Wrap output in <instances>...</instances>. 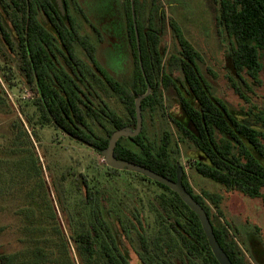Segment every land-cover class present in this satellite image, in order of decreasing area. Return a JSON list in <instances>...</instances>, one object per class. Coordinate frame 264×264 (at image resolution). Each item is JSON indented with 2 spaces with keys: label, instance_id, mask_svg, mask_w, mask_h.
Returning <instances> with one entry per match:
<instances>
[{
  "label": "trees",
  "instance_id": "1",
  "mask_svg": "<svg viewBox=\"0 0 264 264\" xmlns=\"http://www.w3.org/2000/svg\"><path fill=\"white\" fill-rule=\"evenodd\" d=\"M125 2L128 42L136 63L134 80L132 83H120L106 74H103V79L125 106L126 116L117 114L99 96H95L92 85L88 84V69L75 47L82 45L100 71L96 62L97 52L95 46L82 36L70 14L69 0H65V16L61 15L52 0H0L2 11L11 24V28L6 26L5 17L0 13V60L9 71L6 81L11 80V69H14V74L36 96L33 105L40 116L39 124L42 127L52 125L70 140L98 154L109 146L116 131L136 128V102L140 97H145L141 103L145 120L144 114L148 111H166L164 94L172 90L177 96L179 111L177 114L167 113L166 118L179 133V141L190 144L196 150L198 157L192 167L227 192H238L245 197L261 200L264 206V107L247 101L250 106L242 112L240 119L214 96L211 85L199 67L198 51L182 35L176 23L166 21L160 0L151 1L146 20L143 17L144 6H141L140 0H134L141 66L132 0ZM213 3L218 8L217 34L220 38L231 40L226 57L227 71L239 81H244L246 77L260 84V77L264 73V0H213ZM39 15L44 17L43 23L39 21ZM168 26L179 43V50L171 56L170 65L176 66L183 80L175 78L173 72L166 71L167 51L161 47V43ZM92 28L95 33L99 32L96 27ZM53 41L63 49L62 62L44 47L53 46ZM148 88L151 91L146 96ZM0 106L3 107L2 102ZM15 116L17 119L11 123L12 138L7 143L9 151L21 143L24 149L31 145H28L30 139L23 124L17 114ZM190 123L198 135L188 130ZM97 124L104 130L103 134L95 132L94 126ZM124 140L117 143V159L150 169L171 181L177 180L180 164L175 158L178 154L175 149L179 141H174L171 132L165 131L156 142L147 138L143 126L138 137L127 139L131 146L124 145ZM105 167L110 182L124 172L139 184L149 183L162 190L155 203L150 205V213L155 216L153 224H146L143 210L137 208V201L133 197H129L132 207L123 205L125 209L122 210L117 203L113 206L124 214L123 218H117L122 233L127 238L136 234L142 264H219L198 217L178 194L141 174ZM182 168L185 188L205 209L215 236L231 262L264 264V248L261 241L256 240L259 230L251 234L252 255L247 257L236 240L238 237L227 229V225L214 220L207 200L222 217L220 197L206 191L202 195L197 194ZM73 183L79 190L83 186L87 205H92L100 192L110 195L98 183L90 184L87 175H81V181L74 179ZM92 216L90 230L70 237L86 264H96L100 256L104 264H132L129 255L119 246V233L114 232L98 214L93 213ZM236 234L238 236V231ZM38 254V257H42L41 252ZM12 261V256L0 254V264H12Z\"/></svg>",
  "mask_w": 264,
  "mask_h": 264
},
{
  "label": "rangeland",
  "instance_id": "2",
  "mask_svg": "<svg viewBox=\"0 0 264 264\" xmlns=\"http://www.w3.org/2000/svg\"><path fill=\"white\" fill-rule=\"evenodd\" d=\"M151 1L140 0L141 6H144L145 20ZM160 1L166 21L176 23L182 35L198 51L199 67L211 85L214 96L240 119L242 112L250 106L248 102L264 107V73L259 84L246 77L243 82L239 81L226 69L231 40L220 38L217 34L218 8L213 0ZM69 3L70 14L82 36L96 47L97 65L120 83H132L136 63L128 42L125 0H69ZM0 13L5 17L6 26L11 28L1 4ZM91 24L101 32L103 42L99 41ZM161 47L167 51L166 71L173 72L175 78L183 80L176 66L170 65L171 56L179 50V43L169 26ZM75 50L87 69L96 74V79L102 78L80 44ZM0 68V102L3 103V107L0 106V254L12 256V264H86L70 237L90 230L95 213L114 232L119 233V246L129 255L131 263L141 264L138 260V252H141L138 238L136 234L127 238L122 233L117 218H123L124 214L113 206L117 203L122 210L125 209L123 205L132 207L129 197H133L137 201V208L143 210L146 224H153L155 216L150 213L149 207L162 194V190L149 183L139 184L124 172L110 182L105 174L104 157L70 140L52 125L42 127L39 113L33 105L35 94L14 74V69H11V80L6 81L9 71L1 60ZM88 79L92 90L101 100L117 114L127 115L125 106L104 81L93 80L90 76ZM164 105L165 112L157 110L144 114L145 135L157 142L168 131L178 142L179 133L166 118L167 113L177 114L179 111L174 91L165 92ZM13 111L29 135V148L24 149L22 143L10 151L7 147L8 139L12 138L11 123L17 119ZM105 125L108 126L106 122ZM94 130L97 134L104 133L98 124ZM122 143L131 146L127 139ZM178 145L175 158L184 167L194 191L199 195L206 191L220 197L222 217L207 200L214 220L227 225V229L238 237L236 240L247 257L252 255L251 234L256 229L259 230L256 240L261 241L264 248V206L261 200L245 197L238 192H227L221 185L204 178L192 167L198 157L196 150L180 141ZM81 175H87L90 184L98 183L110 195L100 192L92 205H87L83 186L79 190L73 183L74 179L81 181ZM40 252L42 257L37 256ZM99 260L96 264H104L101 256Z\"/></svg>",
  "mask_w": 264,
  "mask_h": 264
},
{
  "label": "water",
  "instance_id": "3",
  "mask_svg": "<svg viewBox=\"0 0 264 264\" xmlns=\"http://www.w3.org/2000/svg\"><path fill=\"white\" fill-rule=\"evenodd\" d=\"M55 4V6L58 8L59 12L62 16L66 15V3L65 0H52ZM132 12H133V19H134V25H135V32H136V38H137V44H138V53L141 62V51H140V44H139V35L137 31L136 26V17H135V8H134V0H132ZM150 88H148V93L146 96L150 94ZM145 97H140L136 102V116H137V126L135 129H122L116 131L109 142V146L103 150L100 154L104 157L106 165L114 170L118 171H128L136 174H141L144 177L159 183L168 189L172 190L176 194L180 196L182 201L189 207V209L196 214L198 217L203 231L205 233V236L208 240L209 246L212 250L213 255L217 259L219 264H233L228 257V255L224 252L221 245L219 244L215 233H214V227L211 223V220L209 216L207 215L205 209L193 198V196L187 191L183 184V168L179 165L177 168V180L171 181L167 178H164L161 175H158L157 173L153 172L150 169L144 168L140 165L130 163L127 161L119 160L115 157V149L117 146V143L119 140L123 138H136L140 135L143 128V116L141 111V103ZM188 130L198 135L196 128L193 126V124L188 125Z\"/></svg>",
  "mask_w": 264,
  "mask_h": 264
},
{
  "label": "flooded vegetation",
  "instance_id": "4",
  "mask_svg": "<svg viewBox=\"0 0 264 264\" xmlns=\"http://www.w3.org/2000/svg\"><path fill=\"white\" fill-rule=\"evenodd\" d=\"M38 19H39V21L41 22V23H43L44 21V17L43 16H41V15H39L38 16ZM87 20V19H86ZM88 21V20H87ZM91 27L92 26H94L93 24H91L90 25ZM94 31V30H93ZM95 32V31H94ZM96 34H97V36L99 37V41L100 42H103V39H102V34H101V32L99 31L98 33L96 32ZM88 40V39H87ZM78 45V44H77ZM76 45V46H77ZM45 47V49L46 50H48V51H50V52H53L54 54H56V56L59 58V61H63V49H62V47H60V45H58V44H56V43H54V41H53V46H51V47H47V46H44ZM81 47H82V49L84 50V48H83V46L81 45ZM96 48V47H95ZM85 51V50H84ZM49 52V53H50ZM97 52V51H96ZM85 53H86V51H85ZM97 54V53H96ZM86 55H87V53H86ZM87 57H88V55H87ZM89 58V57H88ZM83 60V59H82ZM90 60V59H89ZM91 61V60H90ZM84 62V61H83ZM96 62H97V59H96ZM85 63V62H84ZM94 64V63H93ZM97 64H98V62H97ZM85 65H86V63H85ZM64 66V65H63ZM87 66V65H86ZM96 67V66H95ZM99 67V66H98ZM99 69H100V71H98L97 70V68H96V72H98L101 76H102V78H99V79H96V74L95 73H93L92 71H89L88 70V72H89V74L87 75V77L89 78V76L90 77H92L93 78V80H100L101 82H105V80L103 79V74H106L107 76H109L104 70H102L100 67H99ZM110 78H112L111 76H109ZM112 79H114V78H112ZM114 80H116V79H114ZM133 80H134V78H133ZM132 80V81H133ZM243 80H245V77H244V79ZM116 81H118V80H116ZM88 84H91V82L89 81V79H88ZM103 82V83H104ZM119 82V81H118ZM243 82V81H242ZM106 83V82H105ZM92 85V84H91ZM106 85L108 86V88H109V85L106 83ZM110 89V88H109ZM111 90V89H110ZM112 91V90H111ZM92 92H93V94L95 95V96H99L97 93H95L93 90H92ZM113 92V91H112ZM114 93V92H113ZM115 94V93H114ZM143 126H144V124H143ZM143 129V128H142ZM141 134V133H140ZM123 139H126V138H123ZM129 139V138H128ZM151 210V207H149V211ZM138 260L140 261V258H139V256H138ZM140 263H141V261H140ZM142 264V263H141Z\"/></svg>",
  "mask_w": 264,
  "mask_h": 264
}]
</instances>
